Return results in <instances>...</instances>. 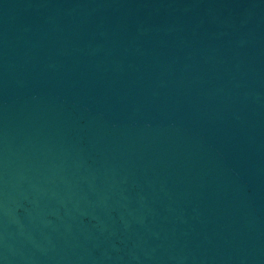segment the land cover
<instances>
[{"label": "water", "instance_id": "water-1", "mask_svg": "<svg viewBox=\"0 0 264 264\" xmlns=\"http://www.w3.org/2000/svg\"><path fill=\"white\" fill-rule=\"evenodd\" d=\"M0 264H264V0H0Z\"/></svg>", "mask_w": 264, "mask_h": 264}]
</instances>
